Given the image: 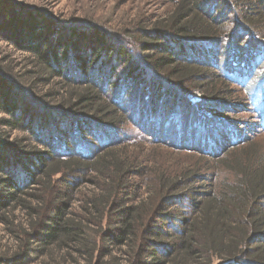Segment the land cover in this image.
<instances>
[{
  "label": "trees",
  "instance_id": "obj_1",
  "mask_svg": "<svg viewBox=\"0 0 264 264\" xmlns=\"http://www.w3.org/2000/svg\"><path fill=\"white\" fill-rule=\"evenodd\" d=\"M170 2L126 49L0 0V38L33 64L23 84L0 66V126L30 136L0 132V224L17 238L15 258L2 263L75 244L89 264H264V152L222 116L230 84L245 88L264 59V0ZM228 39L233 49L217 58ZM40 85L49 92L26 97ZM129 123L150 148L199 160L151 170L152 151L130 144ZM87 183L97 189L84 192ZM19 209L28 225L10 221ZM91 224L98 238L88 245Z\"/></svg>",
  "mask_w": 264,
  "mask_h": 264
},
{
  "label": "rangeland",
  "instance_id": "obj_2",
  "mask_svg": "<svg viewBox=\"0 0 264 264\" xmlns=\"http://www.w3.org/2000/svg\"><path fill=\"white\" fill-rule=\"evenodd\" d=\"M12 3L19 5L22 9L34 10L36 13L42 12L48 17L53 18L58 24L66 27H70L71 33L81 31L99 30L102 34L110 37L116 46L128 49L127 45H123L124 39H131L132 37L142 38L145 35L143 29H149L151 25L160 18L167 15L173 4L170 0H11ZM230 23V22H229ZM230 28L231 25H229ZM74 28V29H73ZM75 35V34H73ZM249 39H247V42ZM233 40L228 39L225 45L218 47L217 58L224 60V54L229 53L233 49ZM246 42V43H247ZM118 47V48H119ZM225 47V48H224ZM225 50V51H223ZM215 51L212 49V53ZM215 52V53H216ZM30 53L24 51L20 47H16L10 42L0 38V66L4 68H10L13 71L14 77L19 76V80L26 83L24 80L29 81L30 78L24 77L25 74L33 66L31 62ZM118 67V66H116ZM125 70V66L119 67L117 74H122ZM218 73V72H217ZM18 75V76H17ZM23 76V78H22ZM120 78V77H119ZM264 59L257 67L252 77L247 80V85L244 88L239 83L230 84V93L234 96L233 104H230L229 108L224 111L223 118L228 119L235 127L245 136L252 135L251 138L257 143V146L264 152ZM118 77L115 78V83ZM22 84H19L20 86ZM259 84L261 85L259 90ZM25 85V84H24ZM26 86V85H25ZM22 87V86H21ZM114 87V86H113ZM112 87V88H113ZM49 86L40 85L35 90L29 91L24 88V93L29 99L37 100L39 96L47 94L49 92ZM116 90V88H114ZM28 92V94H27ZM41 98V97H40ZM194 100L200 102L204 100V96L201 93L194 95ZM30 101V100H29ZM56 104V103H55ZM141 107H137L134 104L133 114L138 116V110ZM261 109L260 113L257 112ZM207 111V110H206ZM6 114L0 113V119L6 117ZM222 118V117H221ZM262 125V126H261ZM129 129L128 134L132 135V146H140L139 150L148 154V151H152L150 156L154 161L151 162V170H158L161 166L163 170L166 166H171L174 170H180L182 166L196 163L199 158L194 154L183 153L170 150L168 148H150L147 143H143L146 135L138 126L133 123H129L126 126ZM0 132H5L9 140H17L24 138L29 140L30 137L26 133L20 130H14L9 127L0 126ZM177 134H175V137ZM5 139V138H4ZM143 145V146H142ZM162 146V145H160ZM138 149V147H136ZM162 148V147H160ZM135 149V150H137ZM133 150V149H132ZM186 155H188L186 157ZM190 155V156H189ZM157 156V158H155ZM172 161H169V160ZM156 160V161H155ZM164 163V165H161ZM83 191L89 192L90 190H96L95 183H87L83 185ZM145 191V190H143ZM146 192V191H145ZM144 193V192H142ZM145 194V193H144ZM78 206V207H77ZM76 219H79V206L77 204ZM10 221L14 225L20 223L28 225L31 217L28 216L26 211L19 209L10 215ZM73 216V214H72ZM90 235H87L89 240L86 242L88 245L98 238L97 230L99 227L95 224H91ZM86 243V244H87ZM125 247H118L114 254L121 255ZM17 252V238L10 230L7 224H0V258H15ZM86 250L83 247L71 244L70 247L57 249L55 252L49 255H45L38 259V261L31 264H89L86 260ZM108 257L104 259V263L107 262ZM103 261V260H102ZM0 264H14L13 261H4Z\"/></svg>",
  "mask_w": 264,
  "mask_h": 264
}]
</instances>
